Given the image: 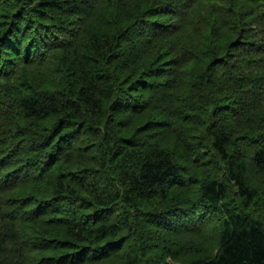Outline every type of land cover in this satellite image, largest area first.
Returning a JSON list of instances; mask_svg holds the SVG:
<instances>
[{"label":"trees","instance_id":"trees-1","mask_svg":"<svg viewBox=\"0 0 264 264\" xmlns=\"http://www.w3.org/2000/svg\"><path fill=\"white\" fill-rule=\"evenodd\" d=\"M2 5L0 264H264V0Z\"/></svg>","mask_w":264,"mask_h":264},{"label":"rangeland","instance_id":"rangeland-1","mask_svg":"<svg viewBox=\"0 0 264 264\" xmlns=\"http://www.w3.org/2000/svg\"><path fill=\"white\" fill-rule=\"evenodd\" d=\"M255 179H256L255 181H259L258 178H255ZM261 198L262 197H259L260 200H261ZM236 201L239 202L238 200H236ZM261 201H264V199H262ZM247 212L249 214L255 216V217H260V218L264 217V202H259V204L254 205V207H250ZM209 231H207L205 233L206 240L202 238L205 243L207 242L206 244H208L211 241L210 240V238H211V236H210L211 232H209ZM199 239H201V236L199 237Z\"/></svg>","mask_w":264,"mask_h":264},{"label":"bare ground","instance_id":"bare-ground-1","mask_svg":"<svg viewBox=\"0 0 264 264\" xmlns=\"http://www.w3.org/2000/svg\"><path fill=\"white\" fill-rule=\"evenodd\" d=\"M1 1H2V0H1ZM10 1H11V0H10ZM210 2H211V1H210ZM213 2H214V1H213ZM4 3H5V2H4ZM4 3H3V4H4ZM12 3H13V2H12ZM14 3H15V2H14ZM1 4H2V3H1ZM8 4H9V3H7V5H8ZM210 4H211V3H210ZM9 5H10V4H9ZM11 5H13V4H11ZM11 5H10V6H11ZM14 6H15V4H14ZM14 6H11V9H13L12 7H14ZM0 7L4 8L3 5L0 6ZM6 7H8V6H6ZM17 7H18V6H17ZM0 9H1V8H0ZM5 9H6V8H5ZM14 9H15V8H14ZM14 9H13V11H14ZM17 9H18V8H17ZM17 9H16V10H17ZM212 9H213V8H212ZM2 10L5 12L4 9H2ZM2 10H1V11H2ZM6 11H7V9H6ZM8 11H10V9H9ZM8 11H7V12H8ZM1 13H2V12H1ZM14 15H15V14H14ZM182 19H183V18H182ZM193 19H194V18H193ZM170 20H171V18H170ZM178 20H179V19H178ZM35 21H36V20H35ZM40 22H41V21H40ZM36 23H38V22H36ZM249 40H250V39H249ZM255 40H256V39H255ZM247 43H248V42H247ZM248 44H249V43H248ZM236 60H237V57H236ZM225 62H227V61H225ZM225 62H224V63H225ZM140 131H141V130H140ZM142 133H143V132H142ZM141 136H142V135H141Z\"/></svg>","mask_w":264,"mask_h":264}]
</instances>
